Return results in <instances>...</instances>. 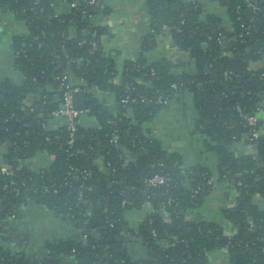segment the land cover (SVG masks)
<instances>
[{"label":"trees","instance_id":"16d2710c","mask_svg":"<svg viewBox=\"0 0 264 264\" xmlns=\"http://www.w3.org/2000/svg\"><path fill=\"white\" fill-rule=\"evenodd\" d=\"M52 1L0 0V7L13 10L27 29L13 40L22 81L0 77V141L9 145L6 157L16 170L13 179L0 176V231L1 221L18 216L21 205L31 200L85 230L84 239L47 244L53 255L68 254L75 264H208L210 251L224 247L230 264H264V207L254 201L256 195L264 197V135L257 140L256 154L237 158L229 149L250 133L246 117L257 113L264 95V62L252 66L264 59V14L254 15L255 21H251L250 9L244 6L238 12L236 0H220L233 21V29L227 30L216 16L205 15L199 2L147 0L153 32L167 29L195 60L196 71L177 74L168 59L148 65L139 59L125 65L121 82L116 84L112 81L118 73L115 62L106 56L101 43L107 28L92 21L105 6L77 0L78 8L55 15ZM71 28L76 30L74 35ZM68 70L85 79L88 90L92 86L116 90L119 101V110L113 113L104 110L89 92L88 102L95 107L99 124L93 128L79 124L74 143H68L65 126H47L63 93L56 76ZM126 84L134 87L130 91L136 99L133 103L121 102L128 94ZM183 88L194 92L197 126L208 136L207 147L219 154L222 175L236 184V202L224 211L226 221L235 227L231 237L225 224L191 216L212 190L210 170L201 164L184 166L181 153L167 151L142 129L152 116L147 114L162 107L154 100L159 95L172 99ZM128 107L134 109L133 118L126 115ZM262 124L259 120L257 126ZM113 132L117 144L111 141ZM40 151L54 157L50 167L34 171L21 165L23 159ZM126 158L130 160L123 167ZM86 168L91 175L84 178L81 170ZM155 173L166 175L165 185L146 183ZM23 181L26 185L20 192L13 191L12 182ZM46 186L50 192L44 191ZM127 188L132 189V195L123 207ZM169 198H173L171 204ZM145 203L151 211L140 231L155 262L135 263L124 240L112 238L124 232L125 210ZM108 220L115 226L110 227ZM170 235L175 240L164 248L161 242ZM0 264L38 263L23 251L0 248Z\"/></svg>","mask_w":264,"mask_h":264},{"label":"crops","instance_id":"0c3cea01","mask_svg":"<svg viewBox=\"0 0 264 264\" xmlns=\"http://www.w3.org/2000/svg\"><path fill=\"white\" fill-rule=\"evenodd\" d=\"M199 2L205 15H214L227 30L233 29V21L228 8L220 0H189ZM105 9L92 17L95 25L105 26L106 33L101 36V43L106 56L115 62L117 75L113 83L121 82L122 73L128 62L143 59L146 65L168 59L173 63V71L177 74H192L196 71L195 60L188 51L179 47L171 35L164 32H153L152 16L147 0H105ZM71 10L69 2L55 1V12L66 14ZM26 24L16 18L13 10L0 7V77L11 78L20 83L22 72L16 67V53L13 40L16 36L26 33ZM70 29V34H75ZM228 40H225L227 43ZM264 62L256 60L253 67L261 66ZM64 68V63L61 64ZM71 86H84V82L73 71H67ZM141 81V79H139ZM90 96L97 100L104 110L116 113L119 110L117 91L100 89L98 86L89 88ZM86 94L89 105V96ZM220 100H218L219 102ZM95 107H93L94 110ZM264 128V95L260 109L256 113ZM126 115L134 117L133 107H128ZM152 115L142 125L144 134L157 140L167 151H177L182 154L184 166L191 167L201 164L210 170L214 177L212 190L204 197L201 206L191 213L196 220H208L226 224L228 233H233L235 227L226 221L225 209L236 202L237 188L234 181L222 176L219 154L207 147L208 136L198 128L199 110L196 107L194 92L190 89H180L169 99L167 104ZM50 129L64 127L66 118L54 116L48 118ZM79 124L93 128L99 122L95 111L85 112L80 116ZM9 145L0 141V163L6 158ZM229 149L237 158L256 154V145L249 144L244 138L235 141ZM53 156L40 151L23 159L21 165L34 171L50 167ZM101 163V161H98ZM255 203L264 207V197L256 195ZM150 207L129 208L124 212L127 233L123 240L125 249L135 263L143 261L155 262L154 253L145 243L140 228L149 214ZM18 216H8L1 221L0 248L12 251H23L38 264H75L68 254L53 255L47 244L59 239H84V229L75 226L68 220L56 216L44 204L28 200L21 205ZM89 213H91L89 211ZM162 243V242H161ZM208 264H230L228 250L215 248L210 251Z\"/></svg>","mask_w":264,"mask_h":264},{"label":"built area","instance_id":"2783aa9c","mask_svg":"<svg viewBox=\"0 0 264 264\" xmlns=\"http://www.w3.org/2000/svg\"><path fill=\"white\" fill-rule=\"evenodd\" d=\"M55 1H52L51 3V9H53V11L55 12ZM66 2H69L71 5V9H76L78 8L79 2L77 0H64ZM237 3V11L239 12L240 9L242 7H246L248 9H250L253 12V16H251L250 20L251 21H255V17L254 15H258L260 13L264 14V0H236ZM90 4H96L99 8H103V6L105 5V0H89ZM55 15H61L55 12ZM241 18V17H240ZM245 32H241L240 36L244 37ZM211 38V37H210ZM219 41L220 43L223 41V34H221V36L219 37ZM82 43L85 42V40L81 41ZM155 73V70L153 69L152 74ZM56 79L58 81H60L61 83V88L63 89V93L61 95V100H60V104L57 108H55L52 112H51V117L54 116H63L66 118V124L65 127L67 128V131L69 133V139H68V143H74L75 139H76V134L79 130V119L80 116L85 113L88 112V108L87 109H78L75 107L73 100H72V93L74 91H78V90H83L86 94L89 93V90L87 89L88 86L85 79L80 78L83 82H84V86H71V84L69 83V75L68 73H63V74H58L56 76ZM177 84H173V88H177ZM126 89L128 91V94L122 98L121 102L128 104V103H133L136 101V99L134 97H132L130 95V91L132 89H134V87H132L131 85L126 84ZM142 101H146V102H150V100H148L146 97H141ZM157 104H167L169 101V97H164L163 95H159L157 97L156 100H154ZM32 109V108H31ZM260 109V106H259ZM258 109V110H259ZM50 117V118H51ZM247 120V124L250 126V133H245L242 138H244L249 144L251 145H256L257 140L264 135V128L263 127H258V122H259V117L256 113L250 114L246 117ZM48 126V125H47ZM111 141L114 144H117L119 139L118 136L116 134V132H113L112 135V139ZM126 156L128 157L129 154L126 153ZM4 163H0V176L5 177V178H9V179H13L15 177L16 174V170L13 166L12 163L9 162L8 158L6 157ZM130 158H126L125 162L122 164L123 167L128 166ZM83 177L87 178L88 176L91 175V171L90 169H82L81 170ZM224 176V175H222ZM225 177V176H224ZM166 175L162 174V173H155L152 177L146 179V183L150 186H156V185H165L166 184ZM208 183L209 184H214V177L211 176L208 177ZM26 183L23 181L21 182V184L17 183V182H12V189L13 191H15L16 193H19L22 186H25ZM7 187L4 186V188ZM50 187L46 186L44 188L45 192H50ZM130 200L124 199L122 201V205L123 207L127 205V203ZM173 202V198H169L168 203L171 204ZM145 206H149V203H145ZM150 207V206H149ZM151 211V208L150 210ZM15 216V215H12ZM166 216L167 219H169V213L166 212ZM109 225L110 227H114L115 223L112 221H109ZM231 224V223H230ZM226 225V224H225ZM227 226V225H226ZM125 232H121L119 235L120 236H124ZM116 234V232H115ZM227 236L231 237L233 235V233H228V228L226 231ZM153 235L156 236V231L153 230ZM118 236V235H117ZM84 237H86V235H84ZM173 240H175V237L173 235H170L169 238H165L162 241V246L164 248H167L169 246H171L173 244ZM227 249V247H224ZM228 250V249H227ZM75 250L73 249V252Z\"/></svg>","mask_w":264,"mask_h":264},{"label":"water","instance_id":"95a60500","mask_svg":"<svg viewBox=\"0 0 264 264\" xmlns=\"http://www.w3.org/2000/svg\"><path fill=\"white\" fill-rule=\"evenodd\" d=\"M72 100L73 103L75 105L76 108L78 109H87L88 108V112L92 113L93 112V106L88 105L87 103V98H86V93L83 90H78V91H74L72 93ZM235 99H232L231 101H234ZM148 107V105H147ZM5 160L1 161V163H4ZM131 195H132V189L131 188H127L125 189L124 193H123V197L124 199L130 200L131 199ZM80 225L82 224V221L80 220ZM99 230V229H98ZM113 232L115 233V229H113ZM124 232L125 234L127 233V227H124ZM113 241L116 240H123V236L120 237H113L112 238Z\"/></svg>","mask_w":264,"mask_h":264},{"label":"rangeland","instance_id":"374dc122","mask_svg":"<svg viewBox=\"0 0 264 264\" xmlns=\"http://www.w3.org/2000/svg\"><path fill=\"white\" fill-rule=\"evenodd\" d=\"M6 143V142H5ZM7 144V143H6Z\"/></svg>","mask_w":264,"mask_h":264}]
</instances>
